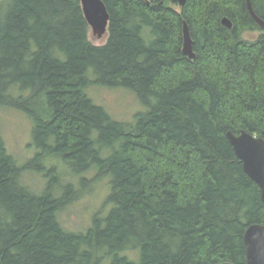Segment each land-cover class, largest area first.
<instances>
[{"label": "trees", "instance_id": "obj_1", "mask_svg": "<svg viewBox=\"0 0 264 264\" xmlns=\"http://www.w3.org/2000/svg\"><path fill=\"white\" fill-rule=\"evenodd\" d=\"M103 1L108 39L95 44L82 0H0V109L24 113L38 147L19 165L0 115V264H247L264 201L227 133H264V30L248 0ZM251 3L264 20V0ZM96 84L148 108L118 121L89 96ZM50 158L88 188L108 178V215L65 227L84 190L70 181L61 194ZM33 169L50 179L39 194L23 181Z\"/></svg>", "mask_w": 264, "mask_h": 264}, {"label": "rangeland", "instance_id": "obj_2", "mask_svg": "<svg viewBox=\"0 0 264 264\" xmlns=\"http://www.w3.org/2000/svg\"><path fill=\"white\" fill-rule=\"evenodd\" d=\"M175 7L181 9L179 4L175 5ZM258 34L259 32H246L245 36L255 38ZM89 38L95 44H104L108 39V33L99 37L90 28ZM88 94L118 121L133 122L139 112L145 111L148 108L139 99L135 91L126 87H111L96 84L88 91ZM0 115L1 132L8 150L16 157L19 165H24L38 152V147H35L32 135V122L24 113L12 109L2 108L0 109ZM52 162L58 167L59 172L57 171V174L60 173L63 176L62 180L56 177L55 181H53V184L58 187V190H62L61 194L66 192L65 188L67 184L65 183L70 181L74 183H78L79 181L81 183V178H78L63 161L50 158L47 164H52ZM94 174L95 171L86 173L89 177H93ZM59 179L61 180L60 183H58ZM49 180V177L44 176L43 172H40L38 169L25 170L23 174L24 183L37 194L43 191ZM89 185L90 183L82 182L80 188L84 191L76 199L72 200L60 213V218L64 226L70 230H85L91 225L92 219L98 212H101L102 216H107L111 210L112 206L106 203L110 191L108 178L97 181L90 188H88ZM76 187L74 191L78 188ZM71 194L76 195L77 193L71 191Z\"/></svg>", "mask_w": 264, "mask_h": 264}, {"label": "water", "instance_id": "obj_3", "mask_svg": "<svg viewBox=\"0 0 264 264\" xmlns=\"http://www.w3.org/2000/svg\"><path fill=\"white\" fill-rule=\"evenodd\" d=\"M182 7L187 0H176ZM85 17L99 37L109 32L110 14L103 0H82ZM248 7L252 16L264 30V20L255 12L251 0ZM223 24L232 28L233 23L229 17L223 18ZM183 52L191 59L196 57L193 49V40L187 23L184 24ZM228 138L238 158L243 162L247 174L260 186L264 201V133L257 136L247 130L239 133L229 131ZM247 249V264H264V224H251L244 235ZM220 264H234L222 262Z\"/></svg>", "mask_w": 264, "mask_h": 264}]
</instances>
